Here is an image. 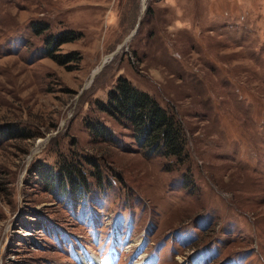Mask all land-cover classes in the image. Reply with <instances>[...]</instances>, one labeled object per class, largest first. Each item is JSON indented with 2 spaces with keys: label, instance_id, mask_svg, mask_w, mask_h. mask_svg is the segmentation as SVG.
<instances>
[{
  "label": "rangeland",
  "instance_id": "1",
  "mask_svg": "<svg viewBox=\"0 0 264 264\" xmlns=\"http://www.w3.org/2000/svg\"><path fill=\"white\" fill-rule=\"evenodd\" d=\"M119 76L180 121V161L99 110ZM73 162L79 191L35 172ZM0 246V264H264V0H0Z\"/></svg>",
  "mask_w": 264,
  "mask_h": 264
},
{
  "label": "trees",
  "instance_id": "2",
  "mask_svg": "<svg viewBox=\"0 0 264 264\" xmlns=\"http://www.w3.org/2000/svg\"><path fill=\"white\" fill-rule=\"evenodd\" d=\"M67 40L66 37L60 35L57 37V41L60 43ZM98 108L117 122H123L132 128L144 148L158 152L165 157H175L177 161L182 159L185 137L182 134L183 129L180 121L174 118V113L170 114L148 93L135 88L127 78L121 76L117 78L115 85L108 93L107 101L99 103ZM86 125L90 133L94 135L109 136L107 138L112 136L98 123L87 122ZM79 165L73 162L62 164L56 172H52L50 168L42 170L37 168L38 171L35 172L38 176L47 179L49 184L53 185L54 183L55 188L59 191H64V189L79 191L85 184L84 170Z\"/></svg>",
  "mask_w": 264,
  "mask_h": 264
},
{
  "label": "water",
  "instance_id": "3",
  "mask_svg": "<svg viewBox=\"0 0 264 264\" xmlns=\"http://www.w3.org/2000/svg\"><path fill=\"white\" fill-rule=\"evenodd\" d=\"M143 1L145 2V0H143ZM143 7H145V4L143 5ZM135 30H136V28H134V30L129 34V36L126 37V38L124 39L125 42L129 39V37H130L131 35L134 34Z\"/></svg>",
  "mask_w": 264,
  "mask_h": 264
},
{
  "label": "bare ground",
  "instance_id": "4",
  "mask_svg": "<svg viewBox=\"0 0 264 264\" xmlns=\"http://www.w3.org/2000/svg\"><path fill=\"white\" fill-rule=\"evenodd\" d=\"M142 2L144 3V1L142 0ZM96 72V69L92 72V75H94V73ZM1 250H0V256H1V252H2V248L3 246H0Z\"/></svg>",
  "mask_w": 264,
  "mask_h": 264
}]
</instances>
